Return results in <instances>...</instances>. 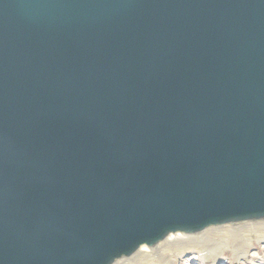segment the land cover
<instances>
[{"label":"water","instance_id":"1","mask_svg":"<svg viewBox=\"0 0 264 264\" xmlns=\"http://www.w3.org/2000/svg\"><path fill=\"white\" fill-rule=\"evenodd\" d=\"M259 225L264 0H0V264Z\"/></svg>","mask_w":264,"mask_h":264},{"label":"rangeland","instance_id":"2","mask_svg":"<svg viewBox=\"0 0 264 264\" xmlns=\"http://www.w3.org/2000/svg\"><path fill=\"white\" fill-rule=\"evenodd\" d=\"M212 236L213 233L196 243L197 248L194 250V252L197 251V253H191L190 255H188L187 252L175 251L173 247L171 250L172 251L174 250V252L170 253V255L168 256L172 257L175 264H264V243L258 244L253 242V247L251 249L246 250L243 247L244 245L242 246L244 241L242 239L240 240L239 238H237L236 235L231 234L230 236H227L226 238H222V239L221 238L211 239ZM251 239L255 240V237L253 236L251 237ZM222 241L225 242V244H227L228 246V248L225 249L224 251L222 250L223 249L221 244ZM201 251L206 253L203 255V261L201 259L194 261L195 257L196 258L199 257V253ZM244 252L247 257H245ZM148 264H161V263L152 261Z\"/></svg>","mask_w":264,"mask_h":264},{"label":"bare ground","instance_id":"3","mask_svg":"<svg viewBox=\"0 0 264 264\" xmlns=\"http://www.w3.org/2000/svg\"><path fill=\"white\" fill-rule=\"evenodd\" d=\"M231 234L232 235H236L237 238H239L240 240L242 239L244 241L242 246L244 245L243 247L246 250L251 249L253 247V242L258 243V244H260V243L263 244L264 243V225L248 226V227L242 228V229L237 230V231L222 230V231L213 233V236H212L213 238L211 237V239H215V238H221L222 239V238H226L227 236H230ZM253 236L255 237V240L251 239V237H253ZM232 240H233V238H232ZM232 240H231V243H232ZM196 243L197 242H186V243H180V244H177V245H170L168 247H165L157 255H149V254H147V253H149V251L146 248H144L142 250L143 254L141 255L140 258H138L134 262H129L127 264H148V263H150L152 261H156V262L161 263V264H173L174 261H173L172 257L168 256V255H170V253L174 252V250L173 251L171 250L173 247H174L175 251L187 252L188 255H190L191 253H197V251L194 252V250L197 248ZM226 243H228V242H226ZM221 244H222V248H223L222 250L223 251L228 248V246H227V244H225V242L222 241ZM204 254H206V253L201 251L199 253V257L198 258L195 257L194 261H197L199 259H201L203 261V255ZM244 254H245V252H244ZM179 256H180V254H179ZM210 256H211V254H210ZM245 257H247L246 254H245Z\"/></svg>","mask_w":264,"mask_h":264}]
</instances>
